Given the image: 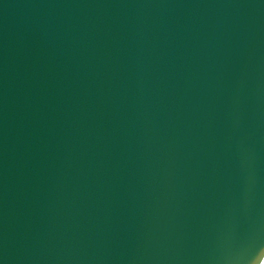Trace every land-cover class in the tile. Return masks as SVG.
<instances>
[{
  "label": "water",
  "instance_id": "1",
  "mask_svg": "<svg viewBox=\"0 0 264 264\" xmlns=\"http://www.w3.org/2000/svg\"><path fill=\"white\" fill-rule=\"evenodd\" d=\"M0 264H264V0H0Z\"/></svg>",
  "mask_w": 264,
  "mask_h": 264
}]
</instances>
